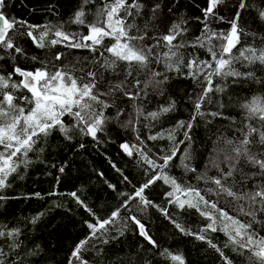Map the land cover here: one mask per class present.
I'll return each mask as SVG.
<instances>
[{
  "label": "snow or ice",
  "instance_id": "snow-or-ice-1",
  "mask_svg": "<svg viewBox=\"0 0 264 264\" xmlns=\"http://www.w3.org/2000/svg\"><path fill=\"white\" fill-rule=\"evenodd\" d=\"M7 4L0 0V193L23 178L32 157L43 153L56 133L67 146L83 149V142L74 143L77 137L101 145L108 126L117 125L135 135V142L120 144L122 152L146 166L144 182L130 194L121 193L124 200L107 218L97 217L76 191L67 194L93 218L85 221L88 235L72 248L67 264H89L83 254L87 246L92 241L107 244L105 235L121 219V210L131 212L132 201L140 211L157 208L182 234L215 250L221 264H235L224 249L243 257L244 264H264V31L253 30L245 20L247 15L253 23H264V0H75L68 12L61 11L60 0H47L40 10L47 15L35 21L7 13ZM80 51L89 55H75ZM174 78L190 81L199 91L182 89L184 95L176 98L169 92ZM229 80L252 86L251 95L235 104V116L225 115L222 101H215V111L208 108L215 95L227 92ZM155 96L167 98L149 110ZM181 101L190 102L187 119L150 131L146 138L141 135L142 126L151 129L163 117L171 119ZM208 116L228 120L231 136L218 133L215 143L224 147L210 154L197 175L212 185L201 189L170 171H197L188 150L191 133ZM157 140H167L169 146L153 153L147 141ZM112 167L122 182L131 183L115 163ZM213 169L215 175H209ZM64 171L61 165L58 172ZM160 181L170 189L164 193L168 204L194 209L207 221L199 231L187 229L167 207L148 198L147 190ZM108 187L116 190L115 184ZM6 199L0 194V201ZM125 219L161 258L186 264L181 253L161 248L142 219ZM217 232L227 237L223 247L209 235ZM22 235V228L0 224V264H24ZM39 251L37 245L26 255Z\"/></svg>",
  "mask_w": 264,
  "mask_h": 264
},
{
  "label": "trees",
  "instance_id": "trees-1",
  "mask_svg": "<svg viewBox=\"0 0 264 264\" xmlns=\"http://www.w3.org/2000/svg\"><path fill=\"white\" fill-rule=\"evenodd\" d=\"M74 2L75 0H60L61 11L68 12ZM255 2L258 4L259 0ZM46 3L47 0H23V2L8 0L6 12L35 21L47 15L40 11ZM32 8L38 11L30 14L29 10ZM245 20L253 30L264 31V23L259 20L253 23L252 18L247 15ZM256 44L260 46L259 41ZM75 55L88 56L89 53L80 51ZM228 85L227 92L215 95L214 103L208 108L215 111V101H222L225 104V108L222 109L225 115L235 116L238 111L235 104L241 98L251 95L248 88L252 86L247 82L232 85L231 80L228 81ZM182 89L199 91V88H194L190 81L174 78L169 86V92H174L179 99L184 95ZM166 98V96L150 97L151 103L148 104V109H156L160 103L166 101ZM190 110V102L181 101L177 112L169 114L171 119L163 117L161 122L155 123V127L151 129L142 126L141 135L146 138L150 131L155 132L161 127H167L176 119H187ZM108 127V133L101 137L104 141L101 145H96L90 137H77L74 143L83 142L85 144L83 149L67 146V141L63 140L58 133L54 134L45 146V151L32 157L33 162L24 171L23 178L17 177L13 180L11 187L0 193L9 197L0 201V224L20 227L23 230L21 237L23 246L20 251L24 264H67L72 248L88 235L89 230L85 221L93 218L71 196L67 195L68 193L76 191L97 217L107 218L124 200L125 197L120 194L132 193L133 186H139L146 179L144 174L146 166L138 162V157H128L120 149L123 141L135 142L134 133L117 125ZM229 127V121L225 119H213L210 116L200 119L191 133L193 139L188 149L192 155V166L197 171L185 173L182 168L174 167L170 174L185 184L201 189L211 187L212 185H205L196 177L205 170L210 154L217 147H224L223 143L217 145L215 142L220 132L225 136H231ZM147 145L153 153H159L162 148L166 149L169 146L167 140L147 141ZM112 163H115L124 175L128 176L131 183L122 182L120 173L115 171ZM53 164L57 167L53 168ZM61 165H65V171L62 174L58 172ZM248 170L245 166V171ZM100 173H103V176ZM208 174L215 175V170L209 171ZM57 176L60 181L58 185ZM109 183L116 185L115 191L108 187ZM169 190V187L160 181L147 190L146 195L155 204L167 207L172 218L187 229L192 232L199 231L207 221L194 209L181 210L175 205L168 204L164 193ZM52 191L58 194L48 195ZM37 192L41 194L39 198L33 195ZM130 207L131 212L121 210V219L117 220L105 235L104 238L109 241L107 244L92 241L87 246L83 254L89 260V264H149V262L150 264H171L170 261L160 257L157 249H152L146 241L134 234V225L125 219L128 215H136L142 219L161 248H167L173 253H181L186 264H221L219 254L215 250L209 248L205 242L196 239L195 236L182 234L157 208L151 207L140 211L136 201H132ZM41 212L44 215L35 224L29 223L32 217ZM126 223L127 227H125ZM120 231H124L123 236L119 235ZM209 235L213 237L214 243L221 247L227 240L222 232L209 233ZM93 244L95 247L92 246ZM37 245L40 249L38 255H26L29 249ZM97 248L103 251L97 252ZM224 251L234 259L235 264H244L243 257L237 256L229 249Z\"/></svg>",
  "mask_w": 264,
  "mask_h": 264
}]
</instances>
